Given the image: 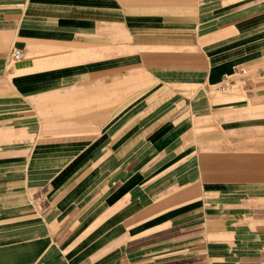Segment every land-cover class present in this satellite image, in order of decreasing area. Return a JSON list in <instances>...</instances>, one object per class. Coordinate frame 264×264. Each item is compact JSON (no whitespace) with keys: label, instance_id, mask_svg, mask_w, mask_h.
I'll use <instances>...</instances> for the list:
<instances>
[{"label":"crops","instance_id":"0c3cea01","mask_svg":"<svg viewBox=\"0 0 264 264\" xmlns=\"http://www.w3.org/2000/svg\"><path fill=\"white\" fill-rule=\"evenodd\" d=\"M0 264H264V0H0Z\"/></svg>","mask_w":264,"mask_h":264},{"label":"built area","instance_id":"2783aa9c","mask_svg":"<svg viewBox=\"0 0 264 264\" xmlns=\"http://www.w3.org/2000/svg\"><path fill=\"white\" fill-rule=\"evenodd\" d=\"M19 58H20V50L15 49L12 53V59L18 60ZM236 73H238L240 77H244L247 74V69L246 67L240 66L236 69ZM225 88L227 89L228 86H225Z\"/></svg>","mask_w":264,"mask_h":264}]
</instances>
